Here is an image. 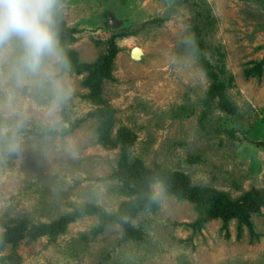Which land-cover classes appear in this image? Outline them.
I'll return each mask as SVG.
<instances>
[{
	"label": "rangeland",
	"instance_id": "rangeland-1",
	"mask_svg": "<svg viewBox=\"0 0 264 264\" xmlns=\"http://www.w3.org/2000/svg\"><path fill=\"white\" fill-rule=\"evenodd\" d=\"M62 11L79 30L71 48L82 62L106 53L118 34L113 77L103 88L116 108L114 131L125 125L137 135L133 157L232 197L264 187V0H66ZM197 30L202 53L226 78L234 113L208 98L212 77L186 39H197ZM16 54L14 45L0 49V146L14 134L20 141L18 153L0 151V219L49 223L85 203L117 211L128 199L114 175L119 148L103 146L97 119L87 116L94 109L85 97L87 73L58 67L71 95L52 118L46 98L25 91L9 101ZM19 114L28 119L18 128ZM199 216L195 202L163 187L151 209L129 218L141 238H125L118 222L99 231L98 215L87 214L56 237L7 243L0 264H264V206L246 219L198 223Z\"/></svg>",
	"mask_w": 264,
	"mask_h": 264
},
{
	"label": "trees",
	"instance_id": "trees-1",
	"mask_svg": "<svg viewBox=\"0 0 264 264\" xmlns=\"http://www.w3.org/2000/svg\"><path fill=\"white\" fill-rule=\"evenodd\" d=\"M65 1L59 0L61 8L58 12V31L61 44L68 57L67 66L72 71L87 73L84 83L89 87V92L85 97L94 105V109L90 110L87 116L97 119L99 142L107 148H119L118 167L114 175L121 182L120 190L128 196V199L122 201L115 212H109L95 203L78 205L71 212L61 215L49 223L29 224L26 220L7 222L0 219V225L5 228V231L0 235V250L7 243L17 242L25 236L38 238L43 235H51L56 237L64 233L72 221L93 213L99 217V231L110 223L118 222L124 227L125 238H141L143 231L140 227L135 226L129 218H133L142 210L151 209V205L154 203L151 185L156 182H160L166 191L195 202L200 210L198 223H204L214 217L246 219L252 212H256L264 206V187L252 188L243 192L239 197H232L229 192L214 186L194 184L190 176L182 170L172 169L162 164L149 166L142 157L131 155V148L136 142L137 135L125 125L114 131L116 108L104 96L103 88L104 81L113 77V64L119 52L116 41L118 34H113L109 38L106 53L100 54L95 61H80L77 51L71 48V45L77 40L79 30L77 27L69 26L64 18L62 5ZM196 35V45L192 48L199 53L201 65L212 77L208 98L212 102L216 101V104L225 112H236V104L230 100L227 94L226 78H220L219 73L212 69V64L202 53L205 48L204 39L198 30ZM221 61L223 67L220 68V72L224 71L225 65L224 59ZM229 79L232 80V77L230 76ZM84 119L76 120L73 126H77ZM68 131L71 130L65 132ZM261 144L264 146V142Z\"/></svg>",
	"mask_w": 264,
	"mask_h": 264
},
{
	"label": "clouds",
	"instance_id": "clouds-1",
	"mask_svg": "<svg viewBox=\"0 0 264 264\" xmlns=\"http://www.w3.org/2000/svg\"><path fill=\"white\" fill-rule=\"evenodd\" d=\"M59 0H0V47L14 45L17 54L8 69L11 81L9 101L15 102L22 92L46 98L48 116L54 118L60 106L71 95V88L59 78L58 67H66L67 54L61 44L58 31ZM195 47L192 34L186 38ZM17 127H22L28 117L19 114ZM51 123H55L52 119ZM0 151L18 153L20 141L14 134L6 138ZM162 185H157L152 198L159 199Z\"/></svg>",
	"mask_w": 264,
	"mask_h": 264
},
{
	"label": "water",
	"instance_id": "water-1",
	"mask_svg": "<svg viewBox=\"0 0 264 264\" xmlns=\"http://www.w3.org/2000/svg\"><path fill=\"white\" fill-rule=\"evenodd\" d=\"M139 49L137 48V47H135V48H133V50H132V56L134 57V58H138L139 57Z\"/></svg>",
	"mask_w": 264,
	"mask_h": 264
},
{
	"label": "bare ground",
	"instance_id": "bare-ground-1",
	"mask_svg": "<svg viewBox=\"0 0 264 264\" xmlns=\"http://www.w3.org/2000/svg\"><path fill=\"white\" fill-rule=\"evenodd\" d=\"M138 49H139V53H140L138 58H140L142 50L140 48H138Z\"/></svg>",
	"mask_w": 264,
	"mask_h": 264
}]
</instances>
